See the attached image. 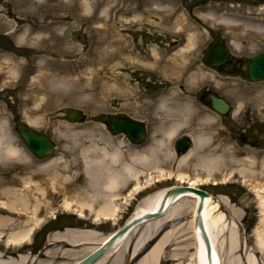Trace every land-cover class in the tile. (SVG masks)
I'll return each instance as SVG.
<instances>
[{"label":"rangeland","instance_id":"rangeland-1","mask_svg":"<svg viewBox=\"0 0 264 264\" xmlns=\"http://www.w3.org/2000/svg\"><path fill=\"white\" fill-rule=\"evenodd\" d=\"M88 1L89 10L83 6L84 0L0 1V61L4 60V56H9L14 57V60L16 59L15 61L20 64L24 63V65L28 64V66L34 67L35 63L40 60V56L46 60L54 58L56 59L55 72L60 73L63 69L68 70L70 78L76 81L55 88L56 96L49 98L48 108L34 114L37 115L36 117L32 115L27 117L21 101V97L24 96V84L18 86L16 84L18 76L12 75L10 79L12 82L3 85L7 79L0 77V120L7 122L12 142L28 155L27 162L37 163L39 160L23 143L15 126L23 123L49 136L56 147L48 158H54L57 162L69 163L66 167L56 166V169L66 170V174L62 176L68 177L67 185H69L70 181L76 179L77 182L82 181V177L79 175L81 166L77 164L79 160L71 158L80 154L82 147L89 145V137L96 139L100 133L108 137H117L118 140L123 141L122 151L125 153L129 148L144 150L147 144L153 143L155 138L160 137L154 131L160 121L181 119L180 115L182 114L178 110H171L168 106V109L160 107L158 98L165 96L171 106L188 100L192 105V111L189 113L187 129L196 128L195 131L201 129L210 135V142L204 144L199 149V153L201 155L216 154L220 157L217 165L221 169L220 171L214 170L218 173L214 176L215 180L211 178L210 180L197 181L196 187L211 193L214 198L227 197L231 205L221 206L226 213L227 221H229L226 230L228 231L231 221L235 219L238 227V239L240 235L242 241L245 240L257 256L260 264H264V253L262 255L258 252L255 237V230L257 227L261 228L259 223L260 208L252 188L255 182H264L262 174L264 82H252L247 76L249 58L256 55L264 43V0L260 2L259 0H200V3L203 2L202 7H197L198 0H182L183 5L180 0ZM256 1L258 2L255 3ZM184 6L188 8L184 9ZM172 10L176 11L170 14L169 12ZM183 10L185 13H182ZM208 13L215 14L214 17L219 16V20L210 17ZM166 16L174 17L171 22L173 30H180L177 27L181 23L177 25V22L178 20L182 22L183 44L181 47L185 46L186 37L190 32L197 34L196 39L185 54L176 56L171 61L159 54L154 55L155 59L147 61L142 54L148 53V47L151 52L157 48L166 55L164 49L166 46L154 41V36L144 37L143 31L147 29L159 37L158 33L163 34L166 29L170 28L169 23L166 22ZM176 17L178 20L174 22ZM14 18H18L20 21L15 22ZM41 21L44 24L50 23L51 30L55 28L54 34L63 37L56 40L55 48L38 46L37 39L30 38L28 41L34 42L31 44L34 46H28L25 41L15 39L14 35L10 33L11 28H19L24 24L23 22L35 26ZM44 36H48V33H45ZM210 37L226 43L232 42V57L240 58L242 62L238 70L233 72L217 71L206 63L205 66L199 64L202 45L206 46ZM98 41L100 43H97ZM145 43L147 46H144ZM233 44L239 48L235 49ZM144 48H146L145 51ZM184 56H187L186 62L185 59H182ZM157 57L159 58L157 59ZM81 60L83 62H76ZM163 63H168V66ZM181 65H183L182 69H185V73L181 71ZM194 65L202 70L186 71V67ZM196 67L194 66V68ZM3 71H7L6 65H4ZM179 84L183 85L185 89L183 92L178 90ZM201 86L210 88L226 99L231 104L230 110L225 115H218L211 108L208 97L204 103L194 99L195 90ZM94 87L95 90L91 91L90 89ZM94 91L97 92V95L92 94ZM33 105L34 102H31L29 106L34 108ZM72 108L80 110L84 117L82 118L80 115L75 121H69L67 112ZM103 114H126L144 121L147 131L145 140L138 145H132L124 134H111L101 121ZM202 117L209 118L210 123H215V125L208 127L209 122H202ZM64 125H67L69 130ZM181 132L184 131L181 130ZM180 134L177 133L173 139ZM97 141L100 143L99 139ZM162 154H160L161 162L164 163L166 160ZM244 159L252 161V165L247 166L248 162L245 163ZM16 161L15 158L6 160V164L0 166V176L14 179L18 174L27 177L32 173L31 165H16L14 164ZM171 161L172 164L168 168L165 167L163 172L152 173L151 181H149V175L146 176V168L139 167L144 171L141 178L142 186L151 182L149 188L142 190L138 195H129L128 192L134 185L128 179L126 189L118 198V202L120 205L122 203L123 208L115 219L94 221L93 216L90 215L79 219L80 216L76 211L64 210L62 193L52 195V192H49L48 198L54 202L53 212L60 217L53 223H51L53 220L43 223L45 226L40 230L37 226L35 239L31 235V239L25 241L23 249L25 248L24 250L29 255L36 256V253L47 250L45 248L51 246L48 243L51 242L49 237L53 234L52 232L62 230L67 226L95 229L101 236L115 230L130 216L137 202L146 194L170 185L187 184L188 178L181 181L175 180L177 170L182 168L192 176L195 161H190L188 167L178 166L176 157H173ZM230 170L233 171L232 176L224 178L226 175H222V172ZM154 178L158 179L155 183ZM33 180L37 179L34 177ZM214 182H218V184H214ZM12 186L20 187L15 183ZM45 186L50 189L49 186ZM43 215L46 217L44 218L46 221L54 216L47 212H44ZM81 224H85V227H82ZM178 224H181L183 229V238L178 237L180 234H176L174 240L185 238L186 242L191 243L189 217L181 218ZM227 231L223 237L229 241ZM60 245L67 247L70 253L73 249L75 251L80 249V247L73 248L66 244L60 243ZM172 248L174 245L170 247V251L168 249L165 253H170ZM242 255H244L243 251ZM59 256L58 260L56 259V264L70 257V255L67 257L64 254H59ZM165 260L163 258L162 264L177 263L174 260Z\"/></svg>","mask_w":264,"mask_h":264},{"label":"bare ground","instance_id":"bare-ground-1","mask_svg":"<svg viewBox=\"0 0 264 264\" xmlns=\"http://www.w3.org/2000/svg\"><path fill=\"white\" fill-rule=\"evenodd\" d=\"M83 6L89 10V1L84 0ZM208 15L217 21L219 20V16L214 17L215 14L208 13ZM14 21L19 22L20 20L17 18ZM23 23L19 28H13L11 34L16 35L19 41H25L28 46H34L31 45L34 42L28 41L30 38L37 39L38 46L55 48L56 40L63 38L58 34H54L55 28L51 30L50 23L44 24L41 21L35 26L28 22ZM45 33H48V36H44ZM195 36L197 34L190 32L186 37L185 46L174 51L171 56L172 59L185 54L193 45V41L196 39ZM97 43H100V41ZM236 48L238 49L239 46H235ZM44 52L46 51L44 50ZM152 53L151 60L155 59L154 55L157 56L156 54H159L155 49L152 50ZM45 54L52 55L51 53ZM4 57V60L0 61V77L7 79L3 85L12 82L10 80L12 75L14 77L18 76L16 84L18 86L24 84V96L21 97V101L27 117L31 115L36 117L37 115L34 114H38L48 108L47 102L49 98L56 96L55 88L67 85L72 81L76 82L70 78L68 70L63 69L60 73L55 72L56 59L54 58L46 60L40 56V60L35 63L34 67H31L28 64L18 63L15 61L16 59L14 60V57ZM185 58L187 56L182 59ZM186 61L187 59H185ZM76 62L80 63L83 60ZM4 65L7 67L5 72L3 71ZM180 68L185 73V69H182L183 65ZM197 70L200 71V69ZM253 82L264 81L256 80ZM90 90H95V87ZM92 94L97 95V92L94 91ZM158 99L160 107L178 110L182 114L180 115L181 119H173L167 122L160 121L154 130L160 137L155 138L153 143L147 144L144 150L129 148L125 153L122 151L123 141L118 140L117 137H115L117 140H114V137L104 136L103 133H100V136L96 139L89 137V145L82 147L80 154L71 158L72 160H79L77 164L81 166L79 175H81L82 181L77 182L76 179L75 181H70L69 185H67L69 182L67 181L68 177L62 176L66 174V170L56 169V166H68V162H57L54 158H48L50 155L39 158L34 154V157L39 162H27L28 155L22 148L12 142L7 122L0 120V166L6 164V160L15 158L17 161L14 164L20 166L31 165L33 168L32 173L27 177L19 174L14 179L0 176V264H56V259L60 257L59 254L67 255V257L70 255V257L67 260L60 261L58 264H78L83 258L107 243L128 221L131 222L135 217L139 216L144 218L151 213L157 214L161 207L163 195L168 190L172 191L177 187L184 188V191L176 195L173 201H170L168 197L165 199L163 213L144 218L136 223L120 238H116L115 241L117 242L114 241L115 244L113 243L112 247H108L109 249H106L102 255L98 256L92 264H130L132 261H134L132 264H162L163 258L166 259L165 261H177L175 264H260L247 242L245 240L242 241L240 235L238 239V227L235 219L231 221L228 231L226 230L227 222L229 223V221H227L226 213L221 206L231 205L227 197L219 196L214 198L211 193L206 192L205 198L201 202V197L196 191L199 190L195 184L197 181L210 180L211 178L215 180L214 176L218 173L214 172V170L220 171L221 168H218L217 165L220 160L219 155H201L199 153V149L210 142V135L201 129L195 131L196 128L191 130L186 127L190 118L189 113L192 111V105L187 100L171 106L165 96H160ZM31 102H34V108L29 106ZM203 121L209 122L208 127L215 125V123H210L211 120L207 117L203 118ZM141 124L143 125V123ZM27 128L46 136L51 141L49 136L36 131L28 125ZM66 129L69 130L68 127ZM181 130L184 132H181ZM180 132L181 134L184 133V136L187 135L186 137L189 136L193 145L185 153L178 154L171 142L173 137L177 133L180 134ZM119 133L112 134L117 135ZM97 139L100 140V143ZM160 154L164 156L166 162H161ZM173 157L178 158V166L180 167H188L190 161H195L192 176L182 168L177 170L175 180L179 179L181 181L184 178H188L187 184L170 185L148 195L146 194L137 202L130 216L115 230L101 236L95 229L71 228L67 226L62 230L52 232L53 234L49 237L51 242L48 243L51 246L45 248L47 250L36 253V256L29 255L24 250L25 248L23 249L25 241L29 238L31 239V235L35 239L34 237L37 234L35 228L38 226V229H40V226L46 222L44 219L46 217H43L44 212L55 214L52 207L54 202L48 198L49 192H52V195L54 193H62L64 196L62 203L64 210L76 211L80 216L79 219L85 215L93 216L94 221L115 219L121 213V208H123L121 206L122 203L120 205L118 202V198L122 191L126 189L127 180L132 181L134 185L129 190V195L133 194L134 191L141 190V178L144 171L139 169V167H145L146 176L149 175V179L152 180V173L163 172L166 169L165 167L168 168L172 164L171 160ZM45 158L50 160H44ZM249 159H244L245 163L248 162L247 166L253 163ZM262 168V174L264 175V158ZM232 172V170L222 172V175H226L224 178L231 177ZM201 175H204V177H201ZM34 177L37 180H33ZM13 183L20 185V187H13ZM216 183L218 184V182H214V184ZM44 184L49 186L50 189ZM252 188L260 208L259 223L261 228L257 227L255 230L256 244L258 245V252L263 255L264 182H255ZM199 203H201L199 213L201 223L197 225L195 220ZM59 217L54 218L51 223L58 220ZM184 217H189V227L192 235L191 243L186 242L185 238L178 241L174 240L176 234H180L178 237H182L183 229L181 224L178 223ZM174 221L175 223H173ZM81 226L85 227V224H81ZM199 226L204 228V234L200 231ZM226 231L229 241L223 237ZM205 235L210 244V255L206 251L207 244L203 239ZM60 243L73 248L80 247V249L77 251L73 249L70 253V250H67V247H63ZM172 245H174L172 251L165 253L168 249L170 251ZM248 249L250 250L248 251ZM242 251L244 255H242Z\"/></svg>","mask_w":264,"mask_h":264},{"label":"water","instance_id":"water-1","mask_svg":"<svg viewBox=\"0 0 264 264\" xmlns=\"http://www.w3.org/2000/svg\"><path fill=\"white\" fill-rule=\"evenodd\" d=\"M227 55H228V50L224 45L214 44L211 46V48L207 53V61L212 66H218L226 59ZM248 76L252 81L264 80V49L262 52H260L258 55H256L250 60L248 66ZM211 99H212V108L215 111L219 113H225L228 110L229 105L224 100L217 98L215 96H212ZM78 115H79V111L77 109H70L67 114V117L69 120H74L77 118ZM101 120L105 123L107 129L111 133L123 132L128 137V139L133 143H139L144 138V127L138 121L131 120L122 115H102ZM16 130L19 136L21 137V139L23 140L24 144L36 157L42 158L45 157L46 155H49L52 152L54 145L46 136L30 130L23 124H19ZM190 145H191V141L186 136L176 139L174 143L176 152L178 154L184 153L189 148ZM182 191H184V188H180V187L174 188L172 191L168 190L166 194L163 195L160 204L161 207L158 213L157 214L151 213L144 218H149L163 213V205L165 199L168 197L170 198L169 199L170 201H173V198H176V195H179ZM196 191L199 193L201 197L200 200L202 202L205 198L204 196L206 195V192L200 190H196ZM200 209H201V203H199L197 208V217L195 220L197 225L201 223L200 220L201 218L199 217ZM144 218H141V216H139V217H135L131 222L128 221L129 223L127 222L124 225V227H122V229L117 231L115 235L109 241H107V243L99 247V249L96 250L95 252H92V254L83 258V260H81L78 264H92V262L95 261L98 256L102 255V253L106 249H109L108 247H110L114 243L116 238H120L131 227H133L136 223L140 222ZM199 229L204 234L205 232L204 228L199 226ZM203 239L204 241H206L207 244L206 245L207 254L210 255V244L206 235L203 236Z\"/></svg>","mask_w":264,"mask_h":264},{"label":"flooded vegetation","instance_id":"flooded-vegetation-1","mask_svg":"<svg viewBox=\"0 0 264 264\" xmlns=\"http://www.w3.org/2000/svg\"><path fill=\"white\" fill-rule=\"evenodd\" d=\"M180 3L183 4V1L180 0ZM186 4V2H185ZM203 6V2L200 3V0H198L197 2V7H202ZM184 8H188L186 6H184ZM174 17L173 16H168L166 17V22L169 23L170 28L166 29V32H163V34L158 33V36L161 37H156V35L150 31H147V29H145L143 31V36L144 37H151L154 36L155 38L153 39L154 41H157L158 43H161L162 45H165L166 48L165 49V54H171L173 53L174 50H177L178 48L181 47V45L183 44V36L181 34L182 29H180V31L177 29L175 30L176 33H173V29L171 27V22L173 21ZM176 19V18H175ZM174 22H176L174 20ZM141 29V30H143ZM163 37V39H162ZM218 42L216 38L210 37L209 43H207L206 46H210L212 43ZM146 44V43H145ZM144 46H147L144 45ZM205 45H202V52H201V57H203L204 55V51L206 48ZM150 47L147 48V50H149ZM144 51L146 50V48L143 49ZM202 60H204V57L201 58ZM242 64V62L240 61V59H234V58H230L228 57V59L221 64L219 67H217L218 71H236L238 70V67ZM196 67V65H194ZM194 66H190V68L194 67ZM211 91L209 88H205L203 87L202 89H199L196 93L197 98L201 101V102H205L207 100V97L209 98Z\"/></svg>","mask_w":264,"mask_h":264}]
</instances>
